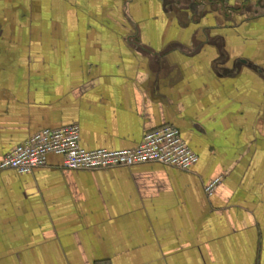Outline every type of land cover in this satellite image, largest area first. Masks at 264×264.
Here are the masks:
<instances>
[{
    "label": "crops",
    "instance_id": "0c3cea01",
    "mask_svg": "<svg viewBox=\"0 0 264 264\" xmlns=\"http://www.w3.org/2000/svg\"><path fill=\"white\" fill-rule=\"evenodd\" d=\"M71 124L173 125L199 160L0 169V264H264V0H0V163Z\"/></svg>",
    "mask_w": 264,
    "mask_h": 264
},
{
    "label": "built area",
    "instance_id": "2783aa9c",
    "mask_svg": "<svg viewBox=\"0 0 264 264\" xmlns=\"http://www.w3.org/2000/svg\"><path fill=\"white\" fill-rule=\"evenodd\" d=\"M50 154L61 156L66 169L78 171L105 170L147 163H160L190 171L199 160L180 129L173 125H165L147 132L141 142L133 148L88 150L81 145L80 126L71 124L59 128H45L33 133L5 156L0 163V169L28 174L47 164ZM221 182L222 177L210 181L205 188L207 194L212 195Z\"/></svg>",
    "mask_w": 264,
    "mask_h": 264
}]
</instances>
